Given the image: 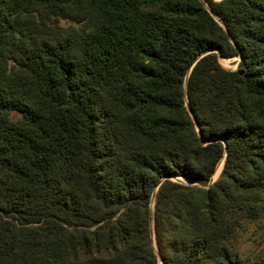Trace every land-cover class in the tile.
<instances>
[{
    "label": "trees",
    "instance_id": "obj_1",
    "mask_svg": "<svg viewBox=\"0 0 264 264\" xmlns=\"http://www.w3.org/2000/svg\"><path fill=\"white\" fill-rule=\"evenodd\" d=\"M261 224L264 0H0V264H264Z\"/></svg>",
    "mask_w": 264,
    "mask_h": 264
},
{
    "label": "rangeland",
    "instance_id": "obj_2",
    "mask_svg": "<svg viewBox=\"0 0 264 264\" xmlns=\"http://www.w3.org/2000/svg\"><path fill=\"white\" fill-rule=\"evenodd\" d=\"M213 17L215 18L216 21L220 23L219 19L215 15H213ZM240 60H241L240 58H236L232 60H224V61L220 60V62L227 70H236ZM222 169L218 175L216 171V174L212 178V183L219 178ZM237 246L244 253L260 252L264 248V224L258 226H252L249 229H247L243 235L239 236L237 240Z\"/></svg>",
    "mask_w": 264,
    "mask_h": 264
},
{
    "label": "water",
    "instance_id": "obj_3",
    "mask_svg": "<svg viewBox=\"0 0 264 264\" xmlns=\"http://www.w3.org/2000/svg\"><path fill=\"white\" fill-rule=\"evenodd\" d=\"M212 15H214L213 13H212ZM220 59L221 60H223L224 58H222V57H220ZM224 60H226V59H224ZM223 163H224V161L222 162V165H223ZM212 183V182H211ZM152 208H153V205H152ZM151 224L153 225V215H152V213H151ZM154 235V234H153ZM153 243H154V245H155V240L153 239ZM161 261V264H163L162 263V260H160Z\"/></svg>",
    "mask_w": 264,
    "mask_h": 264
},
{
    "label": "bare ground",
    "instance_id": "obj_4",
    "mask_svg": "<svg viewBox=\"0 0 264 264\" xmlns=\"http://www.w3.org/2000/svg\"><path fill=\"white\" fill-rule=\"evenodd\" d=\"M223 61H224V59H223Z\"/></svg>",
    "mask_w": 264,
    "mask_h": 264
}]
</instances>
